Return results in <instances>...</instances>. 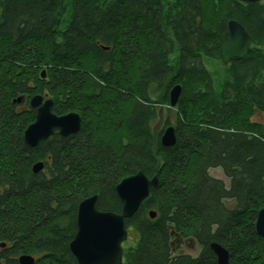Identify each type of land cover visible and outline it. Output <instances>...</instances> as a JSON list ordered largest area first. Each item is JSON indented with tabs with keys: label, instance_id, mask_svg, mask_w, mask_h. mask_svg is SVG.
<instances>
[{
	"label": "trees",
	"instance_id": "trees-1",
	"mask_svg": "<svg viewBox=\"0 0 264 264\" xmlns=\"http://www.w3.org/2000/svg\"><path fill=\"white\" fill-rule=\"evenodd\" d=\"M231 20L253 47L231 60L216 92L204 59L220 61ZM263 41L264 2L0 0V264L20 255L77 264L78 205L97 195L98 210L121 213L116 184L137 171L159 186L125 221L133 243L123 244L124 264H216L212 242L229 250V264H264L254 225L264 208ZM38 94L57 116L78 113L79 132L25 147ZM163 108L165 127L175 118L169 148L151 128ZM189 242L198 256L174 252Z\"/></svg>",
	"mask_w": 264,
	"mask_h": 264
},
{
	"label": "water",
	"instance_id": "water-1",
	"mask_svg": "<svg viewBox=\"0 0 264 264\" xmlns=\"http://www.w3.org/2000/svg\"><path fill=\"white\" fill-rule=\"evenodd\" d=\"M239 1V0H238ZM242 2L259 3L263 0H240ZM229 39L221 49V66L225 67L233 59H240L251 51L252 42L245 28L236 21H229L227 25ZM264 47V41H263ZM45 72L41 73L42 79ZM181 87L177 85L169 94V106L174 108L179 101ZM23 98L13 100L21 104ZM30 107L36 111L35 122L24 131V144L29 148H36L41 141L47 140L54 133L62 138H69L79 132L81 123L77 114L57 116L52 113L53 102L50 99L43 101V97L35 95L29 100ZM164 148L176 145V133L172 126L164 129L160 138ZM43 164L32 166L34 174L43 170ZM158 177H147L141 171L126 177L116 184V194L121 202V213L110 211L102 212L97 209L98 196L85 198L77 208L76 234L69 243L71 255L77 264H123L122 244L128 238L125 221L134 216L139 207L149 198L151 189L158 188ZM148 217L155 219L156 213L150 211ZM255 232L264 238V209L258 212L255 221ZM1 248H5L3 244ZM208 248L217 259V264H229V254L218 243H210ZM18 264H36L33 256L20 255Z\"/></svg>",
	"mask_w": 264,
	"mask_h": 264
},
{
	"label": "rangeland",
	"instance_id": "rangeland-1",
	"mask_svg": "<svg viewBox=\"0 0 264 264\" xmlns=\"http://www.w3.org/2000/svg\"><path fill=\"white\" fill-rule=\"evenodd\" d=\"M173 0H163V7H165L168 3H172ZM65 21V20H64ZM204 63L208 69V71H210V73H212V78H213V84L215 87V91H219L220 85L222 80L226 79L227 77V73H226V69L227 67H222L221 66V62H216V61H212V60H207L204 59ZM167 110L165 108H163V110L159 111V115L157 116V118L155 119L154 122H152L151 128L152 131L154 133V136L157 135L158 132H162L163 129H165V125L164 123L166 122V116H167ZM168 120H169V125H173L175 123V118L173 113H171L168 116ZM210 172V176H212L213 178H217L222 180L224 183L227 184V180L224 177L223 171H221L220 169H213L208 171ZM133 243V236L130 235L127 241L126 245L132 244ZM178 247V246H177ZM175 250V249H174ZM200 250L198 245L194 242H189V243H185L184 246H179V249L175 250L174 252H176V254H181V255H189L193 258H195L196 256H198V254L200 253Z\"/></svg>",
	"mask_w": 264,
	"mask_h": 264
},
{
	"label": "bare ground",
	"instance_id": "bare-ground-1",
	"mask_svg": "<svg viewBox=\"0 0 264 264\" xmlns=\"http://www.w3.org/2000/svg\"><path fill=\"white\" fill-rule=\"evenodd\" d=\"M237 2H238V3L240 2V3L248 4V3H246V2H242V1H240V0H239V1L237 0ZM261 2L263 3L264 0L261 1ZM261 2H259V3H261ZM228 39H229V32H228ZM228 39H227V40H228ZM251 42H252V41H251ZM222 47H223V46H222ZM222 47H221V49H222ZM252 47H253V43H252ZM252 47H251V49H252ZM251 51H252V50H251ZM251 51H250V52H251ZM250 52H249L248 54H250ZM248 54H246L245 56H247ZM243 57H244V56H243ZM178 86H179V85H178ZM175 87H177V86H175ZM175 87H173L172 89H174ZM172 89H171V90H172ZM171 90H170V91H171ZM38 96L42 97V95H40V94H38ZM34 97H35V96H34ZM32 98H33V97H32ZM16 99H17V98H16ZM14 100H15V99H14ZM12 103H13V102H12ZM28 103H29V101H28ZM29 105H30V103H29ZM52 106H53V105H52ZM30 108H31V107H30ZM31 109H32V108H31ZM70 113L77 114V115L79 116V114L76 113V112H69L68 114H63V115H59V116H67V115H69ZM34 114H35V119H36V111L34 112ZM79 118H80V120H81V117H80V116H79ZM34 122H35V120H34ZM34 122H32V123H34ZM80 122H81V121H80ZM32 123H31V124H32ZM29 126H30V124H29ZM162 132H164V131H162ZM23 134H24V133H23ZM54 134H55V133H54ZM54 134H53V135H54ZM53 135H52V136H53ZM22 136H23V135H22ZM52 136H50L48 139H50ZM48 139L45 140V141H41V142H39L38 144H40V143H44V142L48 141ZM23 143H24V136H23ZM38 144H37V145H38ZM24 146H25V144H24ZM25 147H27V146H25ZM28 148H29V147H28ZM30 149H31V148H30ZM34 165H36V164H34ZM34 165H33V166H34ZM32 172H33V171H32ZM137 172H138V171H137ZM141 172H142V171H141ZM142 173H143V172H142ZM33 174H34V173H33ZM115 190H116V188H115ZM115 193H116V191H115ZM116 195H117V194H116ZM90 197H91V196H90ZM86 198H88V197H86ZM84 199H85V198H84ZM84 199H83V200H84ZM81 202H83V201H81ZM78 206H79V205H78ZM77 208H78V207H77ZM262 209H264V208L259 209V211L262 210ZM76 211H77V210H76ZM259 211H258V212H259ZM77 212H78V211H77ZM102 212H105V211H102ZM258 212L256 213L257 215H258ZM119 214H120V213H119ZM76 216H77V214H76ZM147 216H148V215H147ZM148 218H149V217H148ZM256 218H257V216H256ZM150 219H151V218H150ZM155 219H156V218H155ZM155 219H151V220H155ZM255 234H256V232H255ZM212 243H213V242H212ZM219 245H220V244H219ZM69 246H70V245H69ZM208 246H209V244H208ZM220 246H221V245H220ZM221 247L224 248L223 246H221ZM208 249H209V248H208ZM224 249L228 252V254H229V258H230V252H229V250H227L226 248H224ZM210 251H211V250H210ZM122 252H123V251H122ZM211 252H212V251H211ZM123 253H124V252H123ZM212 254H213V252H212ZM213 256H214V259H216L214 254H213ZM229 258H228V259H229ZM34 259H35V258H34ZM35 260H36V259H35ZM229 261H230V259H229ZM216 264H217V259H216Z\"/></svg>",
	"mask_w": 264,
	"mask_h": 264
}]
</instances>
